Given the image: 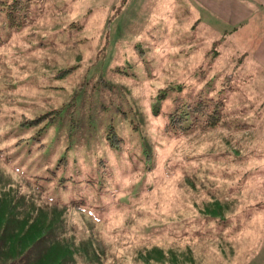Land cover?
Returning <instances> with one entry per match:
<instances>
[{"label": "rangeland", "instance_id": "1", "mask_svg": "<svg viewBox=\"0 0 264 264\" xmlns=\"http://www.w3.org/2000/svg\"><path fill=\"white\" fill-rule=\"evenodd\" d=\"M13 1L0 0V226L10 211L52 220L71 264H264L256 35L214 45L190 0ZM203 98L224 102L216 126L188 114L167 128ZM29 230L18 242L43 231Z\"/></svg>", "mask_w": 264, "mask_h": 264}, {"label": "trees", "instance_id": "2", "mask_svg": "<svg viewBox=\"0 0 264 264\" xmlns=\"http://www.w3.org/2000/svg\"><path fill=\"white\" fill-rule=\"evenodd\" d=\"M16 3V0L12 2V4ZM223 106L224 102L222 100L211 101L205 98L200 99L199 102L188 106L189 111L170 114L171 118L167 128H188L182 126V122L186 120L188 114H193L194 117L192 119L194 122L200 120L204 127H214L222 119ZM9 214L12 215L13 213L10 211ZM9 214L6 216L3 225L0 226V252H8L2 259L0 258V264H30L32 261H41V264H71L70 257H67L69 251L62 250L65 245L63 240L60 242L55 240L50 233L53 226H55V222L48 220V218L42 220V215L39 217L33 214V217L32 214H24L16 223H12ZM15 217L16 215L11 216V218L14 219ZM37 220L39 221L37 222ZM30 227H32V229L34 227H41L43 231L40 235L34 237L28 245L21 244L18 241H23V237L27 232H31V230H29ZM17 231L19 232L17 233ZM12 237L16 238L17 242L11 240L13 239ZM50 237L53 238V243L50 242ZM45 257H47V261H44Z\"/></svg>", "mask_w": 264, "mask_h": 264}, {"label": "crops", "instance_id": "3", "mask_svg": "<svg viewBox=\"0 0 264 264\" xmlns=\"http://www.w3.org/2000/svg\"><path fill=\"white\" fill-rule=\"evenodd\" d=\"M196 4L198 24L210 28L216 35L214 45L218 42L221 35H236L241 32L255 34L258 39L257 44L252 51L253 61L258 63L260 72L263 73L264 81V0H190ZM184 14L187 11L184 10ZM220 46V45H219ZM231 76V80H232ZM238 87H229V92H237ZM239 103L238 105H240ZM244 135L246 141H249L248 124L245 125ZM248 143V142H246Z\"/></svg>", "mask_w": 264, "mask_h": 264}]
</instances>
